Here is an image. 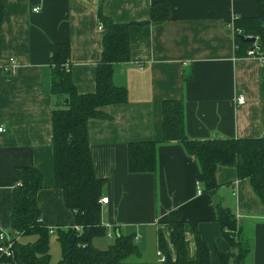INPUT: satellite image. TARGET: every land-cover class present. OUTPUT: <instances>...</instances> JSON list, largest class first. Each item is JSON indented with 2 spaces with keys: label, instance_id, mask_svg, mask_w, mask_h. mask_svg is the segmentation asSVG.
<instances>
[{
  "label": "crops",
  "instance_id": "0c3cea01",
  "mask_svg": "<svg viewBox=\"0 0 264 264\" xmlns=\"http://www.w3.org/2000/svg\"><path fill=\"white\" fill-rule=\"evenodd\" d=\"M100 1L101 12L113 22L141 23L157 0H0V228L9 230L19 168L35 166L42 174L36 201L54 250L51 236L57 228L74 224V218L54 186L48 48L67 43L77 93L93 92L104 34L97 20ZM161 1L169 6L170 19L131 25L130 58L112 65V82L126 90V101L102 108L109 119L87 122L93 171L104 180L101 197L108 198L100 203L107 234L92 243L103 249L115 235L131 234L139 255L130 256L125 264H162L158 230L168 241V214L178 211L186 222L188 258L195 256L189 225L194 222L211 264H217L218 253L228 249L215 220L221 207L235 215L250 247L244 264H264V205L233 167L218 166L217 187L205 192L196 179V159L178 142H158L153 172L127 170L128 143L161 139L164 100L182 102L188 139L264 135V67L254 58L234 54L233 33L228 29L234 16H255L257 2ZM10 59L12 74H6ZM240 95L242 103L237 102Z\"/></svg>",
  "mask_w": 264,
  "mask_h": 264
},
{
  "label": "trees",
  "instance_id": "16d2710c",
  "mask_svg": "<svg viewBox=\"0 0 264 264\" xmlns=\"http://www.w3.org/2000/svg\"><path fill=\"white\" fill-rule=\"evenodd\" d=\"M255 16H234V54L246 56L255 37L259 55L264 56V0H255ZM97 9V20L104 30L101 56L95 70V90L77 93L70 77L67 43L50 44V92L54 97L51 109V144L53 149L54 186L60 189L65 206L73 213L74 224L57 228L56 241L60 258L56 264H125L139 252L131 234H117L113 241L100 249L92 240L105 237L101 223V188L104 180L95 176L88 144L87 122L91 118L109 119L103 107L126 101V90L112 82V65L130 58L128 29L131 25L165 22L170 19L169 6L161 0L149 7V18L141 23H115ZM3 11L0 8V28ZM264 69V68H263ZM6 74L11 71L4 70ZM264 73V71H263ZM264 92V82L262 83ZM67 100L65 103L64 100ZM162 136L159 141H136L127 145V170L130 173L153 172L156 168L158 142H178L198 163L197 181L202 190L212 192L216 187L218 166L233 167L240 180H247L251 191L264 205V135L260 137L188 139L183 125V104L180 100H164L161 104ZM18 183V184H17ZM42 188V174L35 166L19 168L12 192V210L8 233L17 235L12 256L1 258L8 264H50V232L41 221L36 194ZM215 220L228 244L225 253H218L217 264H244L250 247L243 239L238 221L229 209L218 207ZM185 221L178 211L168 214L169 240L158 230L157 245L163 256L162 264H211L209 252L200 239L196 224L189 222L194 233L195 256L189 259L185 243ZM78 226L79 229H75ZM26 236L32 241L22 242ZM21 237V239H20Z\"/></svg>",
  "mask_w": 264,
  "mask_h": 264
},
{
  "label": "built area",
  "instance_id": "2783aa9c",
  "mask_svg": "<svg viewBox=\"0 0 264 264\" xmlns=\"http://www.w3.org/2000/svg\"><path fill=\"white\" fill-rule=\"evenodd\" d=\"M37 8H34L33 10L35 11ZM100 27V26H99ZM228 29H230L233 33V24H232V20L231 22L228 23ZM246 56L250 57V58H254L256 59L258 62H260L263 67H264V56L259 55L258 53V48L256 47L255 43L253 45L252 48H249L246 51ZM9 67H5L4 70L6 71H11L10 67H13L14 65V60L10 59L9 60ZM12 65V66H11ZM244 100L243 96H238L237 98V102L238 103H242ZM3 130V128L0 126V132ZM18 184V183H17ZM198 192H200V190H198ZM108 198L107 197H101L99 199V203H107ZM75 229H79L78 226H75ZM108 236V235H107ZM17 238V235L15 234H10L7 231H4L0 228V259L1 258H8L12 256V246L13 243L15 241V239ZM163 261V256H161V262Z\"/></svg>",
  "mask_w": 264,
  "mask_h": 264
},
{
  "label": "rangeland",
  "instance_id": "374dc122",
  "mask_svg": "<svg viewBox=\"0 0 264 264\" xmlns=\"http://www.w3.org/2000/svg\"><path fill=\"white\" fill-rule=\"evenodd\" d=\"M51 238H53L52 242H55V246H56V250H54L53 246L50 244V254H51V259L49 261L50 264H56V261L59 259L60 257V250H59V247H58V243L56 241V234L55 236H51ZM33 237L32 236H26L22 242H26V241H32ZM100 240H103V239H100ZM50 241V240H49ZM54 259V260H53Z\"/></svg>",
  "mask_w": 264,
  "mask_h": 264
},
{
  "label": "water",
  "instance_id": "95a60500",
  "mask_svg": "<svg viewBox=\"0 0 264 264\" xmlns=\"http://www.w3.org/2000/svg\"><path fill=\"white\" fill-rule=\"evenodd\" d=\"M244 41H245V42L255 43L256 38H255V37H246V38H244ZM64 102L66 103L67 100L65 99Z\"/></svg>",
  "mask_w": 264,
  "mask_h": 264
}]
</instances>
